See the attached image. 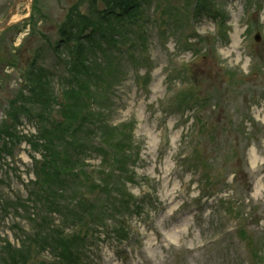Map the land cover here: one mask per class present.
Returning a JSON list of instances; mask_svg holds the SVG:
<instances>
[{
	"label": "rangeland",
	"instance_id": "1",
	"mask_svg": "<svg viewBox=\"0 0 264 264\" xmlns=\"http://www.w3.org/2000/svg\"><path fill=\"white\" fill-rule=\"evenodd\" d=\"M174 1L172 4H175ZM222 1L233 10L234 18L230 19L229 24L233 22L240 27L231 32L233 42L219 48L221 64L213 59L202 60L195 70L197 77L207 78L206 87L221 90L223 96L221 105L204 112L203 117L210 130L201 140L195 141H201L198 147L212 161L209 172L212 187L208 190L212 197L209 200L205 198L196 205L195 197H198L202 188L198 179L192 177L193 174L184 168L182 162V156L189 153V149L183 145L182 134L192 129L197 131V128L192 127L193 119L190 118L193 111L187 112L184 117L162 114V101L168 90V81L165 79L172 71H167V68L171 66V62L174 63V58L182 63L192 55L190 52H178L172 38L168 41L160 40L165 34L158 35L156 28L159 22L166 25L165 16L158 11L159 2L153 0L147 10L153 18L151 53L155 65L148 77V87H139L137 83L144 80L138 79L135 83L137 78L133 76L132 68L123 67L122 77L124 71H130L126 81L122 78L119 81H123L121 86L115 90L113 87L116 84L112 90L109 86L106 87L112 96L106 99L108 107L105 103L101 104L104 110L101 116L109 126L136 120L134 142L140 159L136 165L130 166L136 172V180L128 188L136 197L151 199L153 202H146L147 207L140 218L134 217L128 221L132 227L130 241L121 245L112 237L102 236L96 245L90 247L85 264H245L249 260L246 247L236 235V222L220 212L226 208L221 201L244 203L241 211L244 210L243 213L248 217L245 221L247 233L256 238L264 236V66L254 68L252 59L247 57L248 52L240 44L246 39L243 36V18L247 0ZM13 2L14 0H0V21L7 15ZM104 6L101 0L94 4L89 0H33L20 7L19 16L22 19L18 26L0 36V59L3 60V65L0 66V90L4 92L3 98H0V171L3 169L7 174L6 182L0 179V184L5 191L1 200L4 205L8 204L5 209L0 203V211L3 212L0 215V242L5 239L16 246H22L23 237H27L29 241V228L38 226L37 209L43 206L36 197L28 195V185L34 179L33 157L40 161L43 155L41 151L30 148L28 134L34 135L37 131L34 122L31 124L28 119L30 113L26 114V108H32L44 126L56 125L57 128L50 126L48 129V141L60 131L67 133L71 123L69 119H66V123L62 115L68 111L62 114L60 112L67 103L66 97L57 98L55 92L57 85L61 88L68 84V72L50 50L48 41L60 45V49L66 54H69L68 50L72 47L76 48L74 46H80L83 52L87 50L91 63L87 72L89 78L92 75L98 83L105 80V74L112 66L109 57L112 58L116 53V49L110 48V36H114V41H117L122 32L119 44L127 49L134 42V30L129 33L133 26L123 28L122 20L114 16L110 20L100 19L102 13H105ZM33 9L38 18L36 28L46 36L38 31L35 33L41 35L30 34V29L24 24L29 19L25 17L30 16L31 12L33 14ZM89 19L98 20L102 27L99 31H105L104 35L98 33L97 26ZM260 20L263 27L254 29L252 35L247 36V41L264 56V8ZM198 22L201 33H212L216 24L212 18L207 17ZM62 28H67L68 31L74 29V36L79 33V39L76 38L74 45H67V37L61 32ZM237 33L241 37L235 39ZM258 33L261 40L253 43V36ZM96 59H100L104 65L99 66ZM10 61L15 62L22 72H33L32 89L21 87V71L9 67ZM251 69L253 72L249 75ZM228 71L234 72L236 76L233 78H237L233 80L231 73L228 76ZM144 72L145 69L142 68L140 74L143 75ZM109 78L117 79V73L110 72ZM173 79H176L177 84L179 80L184 81L178 74H174ZM42 83L50 84L51 90L43 89ZM81 85H84V89L77 86V91L70 94L75 99L72 106L76 112L80 104L76 102V98L83 100L90 92L85 80ZM82 114L83 111L80 115ZM188 115L189 118H186ZM248 115L258 119V125H254L247 118ZM17 116L21 120L18 121ZM35 122L38 120L35 119ZM161 122H167V125L163 127ZM165 131L169 136L163 135ZM92 133L98 135L95 131ZM120 133L121 131L109 133L107 128L105 135L96 136L89 142L85 153L92 152L89 147L97 148V144L115 145ZM5 142H9L12 147H8ZM62 148L58 143V150ZM8 149H11V153ZM114 150L113 146L109 152L114 154ZM9 154H14L15 157L12 158ZM125 158L127 157L118 153L117 165L120 160L125 161ZM71 159L74 160L73 157ZM203 162L194 166L203 165ZM87 163L89 167H99L100 158L94 156ZM124 171L127 172L125 169ZM119 173L120 167L115 175L119 176ZM110 179L111 176L109 181ZM75 188L80 192L81 184H75ZM109 193L98 191L96 195L108 203L111 200ZM11 195H22V199L17 201ZM192 199L194 201L191 204ZM57 219L55 217L56 224ZM14 223L18 232L12 228ZM49 254L53 257L52 252ZM33 261L38 264L37 257Z\"/></svg>",
	"mask_w": 264,
	"mask_h": 264
},
{
	"label": "trees",
	"instance_id": "2",
	"mask_svg": "<svg viewBox=\"0 0 264 264\" xmlns=\"http://www.w3.org/2000/svg\"><path fill=\"white\" fill-rule=\"evenodd\" d=\"M46 133L47 132L44 129L42 136L46 135ZM56 146H57V144L54 142V139H51L50 142L48 143V145L45 144V145H43L41 147H43L44 150H45V153H46L45 160L46 161H48V158H49L50 161L53 160L54 165H56L58 163L59 165L63 166V163H65L67 160H66V158L61 157L62 153L57 149ZM48 172H49V168L47 167V172L46 173H48ZM47 177H49V174H47ZM54 181L57 182V179L54 178Z\"/></svg>",
	"mask_w": 264,
	"mask_h": 264
}]
</instances>
